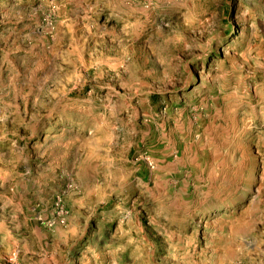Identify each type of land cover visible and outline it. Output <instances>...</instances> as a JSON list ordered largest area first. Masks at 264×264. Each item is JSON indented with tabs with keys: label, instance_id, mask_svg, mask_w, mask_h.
Segmentation results:
<instances>
[{
	"label": "rangeland",
	"instance_id": "obj_1",
	"mask_svg": "<svg viewBox=\"0 0 264 264\" xmlns=\"http://www.w3.org/2000/svg\"><path fill=\"white\" fill-rule=\"evenodd\" d=\"M0 264H264V0H0Z\"/></svg>",
	"mask_w": 264,
	"mask_h": 264
}]
</instances>
